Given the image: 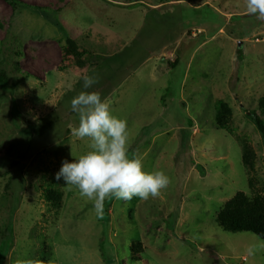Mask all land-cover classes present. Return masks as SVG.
Listing matches in <instances>:
<instances>
[{"label": "rangeland", "instance_id": "rangeland-1", "mask_svg": "<svg viewBox=\"0 0 264 264\" xmlns=\"http://www.w3.org/2000/svg\"><path fill=\"white\" fill-rule=\"evenodd\" d=\"M68 38L93 62L78 66ZM81 91L127 121L145 171L169 176L159 196L106 199L100 218L57 181L90 150L72 131ZM262 99L264 17L245 0H0V264H36L44 240L45 264H264L248 252L264 239L218 224L238 192L264 194Z\"/></svg>", "mask_w": 264, "mask_h": 264}, {"label": "clouds", "instance_id": "clouds-1", "mask_svg": "<svg viewBox=\"0 0 264 264\" xmlns=\"http://www.w3.org/2000/svg\"><path fill=\"white\" fill-rule=\"evenodd\" d=\"M249 14L264 17V0H245ZM83 88L97 83L96 78L84 75ZM71 110L78 114L79 124L73 128L77 138H89L90 150L64 160L56 173L57 181L75 186L81 197L93 203L97 217L102 218L105 200L130 201L157 197L170 183L163 170L145 171L140 158L129 154L127 121L111 111L109 103L98 91H81L71 99ZM264 241L248 249L249 254Z\"/></svg>", "mask_w": 264, "mask_h": 264}, {"label": "trees", "instance_id": "trees-1", "mask_svg": "<svg viewBox=\"0 0 264 264\" xmlns=\"http://www.w3.org/2000/svg\"><path fill=\"white\" fill-rule=\"evenodd\" d=\"M12 5H16L18 0H6ZM68 46L66 47V53L72 54L76 58V63L80 67H84L88 62H93L89 58H86L88 52L85 49L79 48L77 42L73 38L67 39ZM95 62L98 60L93 59ZM264 107V99H262ZM258 128L264 135V122L258 116H255ZM48 189L45 192V196L48 199L50 205L59 208L63 204L64 193L59 190L57 186H53L50 183ZM218 224L227 231L239 232L250 231L260 238L264 239V194L256 193L253 196H249L244 192H238L232 199L227 201L218 214ZM43 253L40 260L36 264H45L44 260L49 253L50 245L46 240L42 243Z\"/></svg>", "mask_w": 264, "mask_h": 264}]
</instances>
